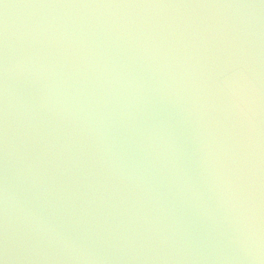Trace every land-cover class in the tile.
<instances>
[{"label": "water", "instance_id": "obj_1", "mask_svg": "<svg viewBox=\"0 0 264 264\" xmlns=\"http://www.w3.org/2000/svg\"><path fill=\"white\" fill-rule=\"evenodd\" d=\"M236 5L0 0V260L264 264V8Z\"/></svg>", "mask_w": 264, "mask_h": 264}, {"label": "clouds", "instance_id": "obj_2", "mask_svg": "<svg viewBox=\"0 0 264 264\" xmlns=\"http://www.w3.org/2000/svg\"><path fill=\"white\" fill-rule=\"evenodd\" d=\"M234 7H261L264 8V5H236ZM8 68L7 65L4 67V86H3V94L5 101V121L7 119V96H8ZM249 92L251 93L249 98L250 104V112H251V122L253 125V130L256 133L257 141H264V128H261L262 118H264V84H262L258 79H251L248 81ZM93 115L99 117L100 126L105 125L104 117H100L98 113H94ZM5 157L7 158V129L5 127ZM12 195L10 193L9 181L7 176L5 177L4 185L2 189H0V202L3 204V211L5 215V219L7 220L8 212H9V203ZM32 218V223L35 230L47 229L49 231H54L48 226L47 221L41 217L37 216L31 212V210L27 213ZM59 239H62L66 246L75 247L76 241L70 239L69 237L62 236L57 234ZM242 244L248 245L252 247V251L254 255H252L253 259H260L261 256H264V240H261L259 237H256L253 234L247 235L243 240H241ZM0 264H5L3 260H0Z\"/></svg>", "mask_w": 264, "mask_h": 264}, {"label": "snow or ice", "instance_id": "obj_3", "mask_svg": "<svg viewBox=\"0 0 264 264\" xmlns=\"http://www.w3.org/2000/svg\"><path fill=\"white\" fill-rule=\"evenodd\" d=\"M259 3H260L261 5H264V0H259Z\"/></svg>", "mask_w": 264, "mask_h": 264}]
</instances>
